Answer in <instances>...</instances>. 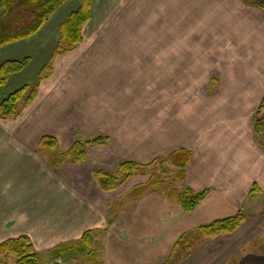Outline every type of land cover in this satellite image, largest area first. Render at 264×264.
<instances>
[{"label":"crops","instance_id":"1","mask_svg":"<svg viewBox=\"0 0 264 264\" xmlns=\"http://www.w3.org/2000/svg\"><path fill=\"white\" fill-rule=\"evenodd\" d=\"M78 5L64 3L31 36L37 45L47 41L41 67ZM263 96L260 10L239 0H92L79 45L55 59L16 118L0 121V242L27 235L45 255L101 229L95 241L104 264H162L183 233L245 209L236 231L202 241L178 264H264V151L253 131ZM96 134L109 144L88 148L81 163L50 168V154L36 148L44 135L63 152L74 137ZM178 149L191 158L171 183L206 190L198 207L185 212L159 188L126 200L108 223L110 205L147 179L132 176L104 192L94 172ZM253 185L258 192L250 195ZM22 199L29 201L23 212Z\"/></svg>","mask_w":264,"mask_h":264},{"label":"trees","instance_id":"2","mask_svg":"<svg viewBox=\"0 0 264 264\" xmlns=\"http://www.w3.org/2000/svg\"><path fill=\"white\" fill-rule=\"evenodd\" d=\"M68 1L70 0H0V47L35 35L58 8ZM239 1L246 6L260 10L264 18V0ZM91 7L92 0H79L78 7L60 23L58 40L49 58L37 72L33 83L23 84L3 95L2 90L9 77L24 70L30 58L26 56L19 60H6L0 63V121L16 118L20 112V103L27 105L32 102L40 82L51 76L55 59L79 45L82 41V29L91 19ZM253 131L264 151V96L254 114ZM109 142L106 134H96L85 138L76 136L66 151L51 154L47 164L50 168H56L65 163H81L86 157L88 148L108 145ZM57 147V140L48 135L42 136L36 146L37 151H52ZM190 158V151L178 149L164 157H157L147 164L124 161L113 173L100 170L94 172V179L99 189L104 192L117 189L136 174H148L145 183L134 186L120 202L110 205L108 223L120 211L126 200L135 201L150 191L159 190L160 185L165 188L164 196L168 200L175 201L185 212L198 207L207 191H193L189 188L178 190L171 182H165L163 179L165 172L161 168L165 163L170 164L175 168L173 176L176 179H182L184 168ZM157 165L160 168L159 177L156 176ZM257 192V187L253 185L250 195ZM262 203H264V195ZM246 218L247 212L242 209L232 216L214 220L183 233L174 243L169 256L162 264L180 263L202 241L233 233ZM104 232L105 230L101 229L86 230L75 242L58 244L48 250L45 255L35 250L27 235L9 238L0 242V264H4L10 256L15 258L14 264H104L100 258V245L95 241V238Z\"/></svg>","mask_w":264,"mask_h":264},{"label":"rangeland","instance_id":"3","mask_svg":"<svg viewBox=\"0 0 264 264\" xmlns=\"http://www.w3.org/2000/svg\"><path fill=\"white\" fill-rule=\"evenodd\" d=\"M71 3H67V4H69L67 6H72ZM33 38L34 37H29L25 40L12 42L10 44H6V45L0 47V59H2L4 57H12L11 59L19 60V59H22L23 57H26V56H28L30 58V62L24 70H22L21 72L9 77L6 85L4 86V88L2 90L3 95L5 93H7L8 91H12V90L16 89L17 87H19L23 84H30L36 80L37 72L41 67L40 58H42V52H44V50L41 53H40V51L46 47L47 41L46 42L43 41L42 44L40 42L41 45H39V44L37 45L34 43ZM4 129H6V130L11 129V126L10 127L6 126ZM81 138H83V137H81ZM5 144L9 145L8 142H5ZM59 149H60V147L58 146L57 149L52 150V151L38 150V152L39 153L41 152L47 156L48 154L51 155V154L57 153L58 151H61ZM165 164L161 168H163L162 170H163V172H165V174L163 175V179L165 180L166 183H168V182L172 181L173 170H172V168L166 167ZM159 169L160 168L157 165V167L155 169L157 177L160 176ZM37 172H38V170H37ZM141 176L146 177V179H148V174H142V175L136 174V175H134L132 180H135V179H137V177H141ZM32 180H33V178H32ZM132 180L127 184V186L133 182ZM32 182H34V181H32ZM179 184L180 183L177 182L176 186ZM28 187L31 188V192H32L31 197H32L34 195L33 191H34L35 184L28 185ZM160 189L164 190L165 188L163 185H160ZM23 193H25V191H23ZM42 201L45 203L44 199ZM28 204H29V201L22 199L20 201V206H21L20 211L23 212V210H24L23 206L28 205ZM262 205H264V203H262ZM17 209H19V208H17ZM17 209H15L14 211H16ZM261 211H264V206L261 207ZM247 216H248V213H247ZM42 218H44V216ZM262 227L264 228V224ZM14 262H15V258L10 256V257H8L7 261L4 264H14ZM75 264H81V263H75ZM83 264H90V263H83Z\"/></svg>","mask_w":264,"mask_h":264}]
</instances>
